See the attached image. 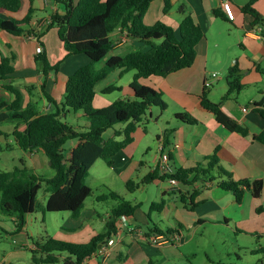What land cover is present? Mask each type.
Returning <instances> with one entry per match:
<instances>
[{"label":"trees","instance_id":"trees-1","mask_svg":"<svg viewBox=\"0 0 264 264\" xmlns=\"http://www.w3.org/2000/svg\"><path fill=\"white\" fill-rule=\"evenodd\" d=\"M155 0H56L62 6V12L51 16L49 29L56 28L58 38L67 57L85 56L89 62L80 66L68 76L65 83L64 101L57 103L42 86L43 94L53 106L49 112H41L35 104H25L21 90L14 85L16 56L11 54L0 61V81L2 90L9 93L12 99L0 94V126L16 122L12 133L16 145L24 152L42 151L48 158L50 168L55 172L51 178L36 174L22 164L13 171H0V210L9 216H15L21 230L26 217L34 212L37 194L46 186L49 197L45 211L52 213L69 212L75 219L83 213L87 199L93 190L86 184L90 169L98 160H103L109 167L115 166L116 157L130 146L139 124L151 109L159 108L166 111L168 105L163 93L150 86L139 83L141 79L167 77L170 74L191 68L197 58V47L206 39L205 33L191 14H186L179 29L157 22L150 26L145 23V15ZM259 0H248L240 8L241 12L252 18L251 27L262 28L264 37V17L255 9ZM35 0H0V30L15 36H29L27 29L33 19ZM172 9V0H164V13ZM26 10L22 18L12 15ZM223 10V9H222ZM219 8L212 10L215 18L226 20L224 11ZM185 15L184 9H180ZM1 15H7L2 17ZM118 30H126L131 39L141 42L136 50L126 55L114 54L113 35ZM160 41V43H158ZM44 64L43 74L49 71L58 72L62 62L51 66L46 53H37L35 62ZM105 62L98 69L97 64ZM116 70L120 75L136 71L130 89L131 99H120L105 108H96L94 99L96 88ZM227 94L220 103L208 98V89L204 88L200 96L199 108L214 116L216 121L229 132L241 136L249 134L246 127L239 124L223 111L224 102L234 93L245 87L240 82V71L233 67L229 72ZM118 89L111 86L105 92ZM263 105V103H262ZM261 105V106H262ZM256 104L255 111L264 119V109ZM82 112L89 120V126L80 128L62 120L66 113ZM175 118L187 124L198 121L187 114H176ZM125 124L123 130L116 129ZM113 131V136L105 137ZM173 130H166L164 148L170 143ZM122 140H118L119 138ZM264 144V133L253 137ZM70 141L76 144L66 151L65 145ZM5 150V149H3ZM0 146V152H1ZM219 148L206 157L205 161L195 167L178 169L172 175H162L158 169L139 183L128 181L130 191L153 180H178L189 185L198 180L216 181L218 186L233 194L237 203L243 201L246 192L255 200H259L264 189L263 180H235L231 171L221 166L218 157ZM216 172L217 175L212 174ZM109 198L120 201L111 211L106 223V232L93 237L87 243H72L48 237L45 242L37 244L33 249L35 264H82L90 258L99 246L118 233V222L123 217H134L138 204L123 200L120 195L111 192L101 200ZM194 198H192L193 202ZM164 202L153 203L152 209L162 207ZM151 234H161L160 231ZM64 254L68 256L63 259Z\"/></svg>","mask_w":264,"mask_h":264},{"label":"rangeland","instance_id":"rangeland-1","mask_svg":"<svg viewBox=\"0 0 264 264\" xmlns=\"http://www.w3.org/2000/svg\"><path fill=\"white\" fill-rule=\"evenodd\" d=\"M240 15L241 19L237 25L221 20L209 30L204 29L206 40L201 44V49L203 50L200 51L201 59L205 58V53L209 57L207 64L205 62V66L201 68L209 75L217 74L218 76L213 82L214 85L207 90L208 98L215 103H220L229 90L228 77L230 70L233 67L239 69L240 82L245 88L238 94L234 93L224 102L233 112L238 108L237 105L239 104L248 107L254 101L264 98V37L260 36L261 38L259 39H252L245 36V31H253L255 34L261 35L259 31L262 28H252L251 25H245L244 29L243 24L246 16L244 14ZM42 34L40 43L37 42L38 40L30 42L24 40V38L7 36L11 41L8 43V41L4 40V43H8L9 46L7 48L16 55L15 69L33 76L43 74V62H35L37 52H35L36 44L34 43H37V47H41L45 51L51 66L55 67L60 62L64 63L61 75L63 74L65 77L73 74L78 68L76 70L74 67L71 68V63L69 62L76 58L64 62L67 54L59 48L60 43L56 28H51L46 34ZM31 47H33V53H31L29 58V55L26 57V51H30ZM129 51L126 49L125 51L113 52L109 57L114 54L125 55ZM82 57L87 59L85 56ZM67 64L69 65L67 66ZM104 65L105 62L103 61L97 64V68L100 69ZM119 72V70L113 72L107 81L98 87L97 91L102 96L99 97L100 95H98L96 105H99L101 100H107L110 105L120 99L133 98L130 84L134 80L136 71H129L123 75H119ZM52 73L55 72L52 70ZM151 79H141L139 83L145 84L144 86H153L150 82ZM30 81L35 82L36 79L32 78ZM23 82L24 80L18 78L15 81V85L20 88ZM108 86H115L118 89L103 94L101 91ZM26 93L38 110L42 111L43 106L48 104L39 89L38 92L35 89ZM56 96L59 97V94ZM163 99L165 100L164 97ZM28 101L29 99L25 101V104ZM55 101L60 104V102L64 101V98L62 97L61 100L55 98ZM165 102L168 105L166 111H161L159 108L154 107L151 109L153 115L150 116L149 114L139 124L137 133L141 135L148 133V135L144 136L138 150L134 153L135 157L133 158L135 160L143 158L146 161H151L158 144L156 134L161 132L159 131L160 127L163 125L162 127L170 128V123L172 121L176 122L175 112L182 111L187 114L184 111L185 109H183L185 107L190 117L195 116V108L199 104L198 98L195 96L183 103H175L169 96L166 97ZM62 120L80 128L89 126L88 118L83 116L81 119L74 111L66 113V117H63ZM16 124V122H10L0 126V130L8 135L7 137L0 135L2 150L0 152V171H13L24 164L40 176L45 178L54 176L55 172L50 168L48 158L43 152H39V154L38 151L24 152L16 145L12 135ZM125 127V124H119L116 129L120 130ZM111 136H113V133L112 130H109L105 137ZM72 143L73 141H70L65 145L66 151L69 150ZM149 147H151V151H149ZM33 161L37 162L36 170L32 168ZM114 168L115 166L109 167L103 160H100L90 170L86 179V184L92 188L93 194L87 199L84 211L93 215L97 213L98 216L94 215L92 219V222L96 221V230H101L100 221L96 217L107 220L111 216L112 209L120 202L112 198L105 201L101 200L102 197L109 196L111 192L117 193L125 201L134 204L143 203L144 207H139L136 210L135 217L138 220L141 218L146 222L147 214L150 212L152 219L157 225L163 230H167V226H164L159 221L161 214L156 210L151 211L150 208L153 202H161L160 188L163 184L162 180H157V185H150L145 189L135 188L130 191L126 186L128 180L139 183L141 181L138 179L141 174L138 171H133L123 176L114 171ZM245 174L248 176V172ZM252 174L249 176L253 177L248 176V178L264 176V169H256ZM212 175L216 176L217 173L214 172ZM197 182L199 185L202 184L201 180ZM174 195L172 194V196ZM48 197L49 192L46 186L43 185L37 194L34 212L26 217V223L21 230H17L19 223L15 216H9L0 210V264H35L33 262V249H36L35 246L45 242L48 237L62 236V229L73 221L68 219L71 214L69 212H46L45 207ZM168 204L172 211L169 213L168 208H166L164 216L172 219V217L177 216V212L175 213L173 203ZM180 210L183 218L187 220L183 222L185 226L184 241H186V244L184 247L175 248V250L178 253L179 251L185 252L187 259L182 257L183 262L177 261V258L173 259L174 264H264V189L258 201H255L249 192H246L243 201L240 204L238 203L236 209H229L228 214L231 217H228L227 220L224 217L208 216L205 217L206 222L201 224L198 221L197 213L184 209V206ZM87 216L88 214L85 217ZM171 219L166 221V223L172 225L174 221ZM126 251L130 252L129 255H133V251L130 248L126 247ZM67 256V254H64L63 257ZM133 258L137 264H150L145 253H140ZM59 264H65L64 260Z\"/></svg>","mask_w":264,"mask_h":264},{"label":"crops","instance_id":"crops-1","mask_svg":"<svg viewBox=\"0 0 264 264\" xmlns=\"http://www.w3.org/2000/svg\"><path fill=\"white\" fill-rule=\"evenodd\" d=\"M247 2L248 0H231L235 20H229L227 15L224 13V15L226 16V20L222 21L230 22L237 25L241 19L240 14H243L240 8L246 5ZM254 7L264 17V0H259ZM33 8L35 10L33 13V19L27 29L30 31L28 35H35L38 41L29 40L27 36L15 37L0 30V61L3 57H8L11 54H14V52H10L9 48H7V46H9L8 43L11 41L10 38L7 36L15 38H24V40L30 42L37 41L38 43H40V38L41 36H43L42 33L46 34L49 31L48 26L51 22V16L57 11L62 12V6L58 2H56V0H35ZM215 8H219L220 10H222L221 0H172V9L166 14L164 13V0H155L151 4L149 10L145 15V23L147 25L152 26L157 22H164L165 24L178 30L180 23L182 22L186 14H191L195 22L200 25L203 30H209L212 26L216 25L218 22L221 21V19L215 18L212 15V10ZM180 9H184L185 15L179 13ZM25 14L26 10L21 12L20 14L12 16L22 18L25 16ZM1 16L5 18L7 17V15ZM251 22L252 18L246 16L243 28L245 29V25L250 26ZM114 36H116V38L119 37L118 33H115L113 35V38ZM245 36L252 39H258L255 35H250L249 31H245ZM4 40L8 41V43H4ZM205 40H203L198 45L197 58L195 64L191 68L170 74L167 77H152L153 79L149 78L151 79L150 82L153 84V86L147 84L146 85L160 90L163 93V97L165 98V100L166 97L170 96L175 103H183L189 101L192 97L195 96L198 98L199 101L200 96L205 90V80L210 79L212 76L206 73L204 69L201 68L202 66H205V62L207 64L209 58L207 57V53H205L204 59H201L200 57V51L203 50L201 49V44ZM58 41L60 43L59 38ZM34 44H36V52L38 45L37 43ZM139 46H141L140 41L130 39L126 43L116 45L114 52L125 51L126 49L130 50L129 52H131L136 50ZM59 48H61L65 52V49L63 48L61 43ZM129 52H127V54ZM31 53H33V47H31L30 51H26V57L29 55L30 58ZM83 58L84 57L82 56H70L67 57L64 62L72 59L69 63H71V68L74 67V69L76 70L80 66L85 65L89 62L88 58ZM63 64L64 63L61 64V68L58 72L52 73V71H49L47 74H40L38 76L26 74L25 72L22 73L21 71L19 72V70L16 69L14 75V85L16 79L20 78L24 80V82L21 84V87L18 88L23 93L25 101L29 99L28 103H32L33 101L27 96L26 92H32L35 89H37L38 92L39 89L43 93L42 86H45V91L54 100L55 98L61 100L62 97L64 98L65 94V83L67 81L68 76H70L67 75L64 77L63 74H60L62 69L64 68ZM68 65L69 64H67V66ZM197 66L199 67L197 68ZM32 78L36 79V81H30V79ZM107 79L97 85V94L94 99V106L96 108H105L109 106L107 100H101L99 101V105H96L98 95H100L99 97L102 96L97 91L98 87L104 82H106ZM1 84L2 83L0 81V94H3V96L9 100L12 99V96L9 93L2 90ZM110 87L111 86H108L101 92L103 94L106 93L105 91H107V89ZM57 94H59V97L56 96ZM43 97H45L44 94ZM256 104L260 105L259 108L264 109V98L261 100L254 101L253 104L248 107L239 104L237 105L238 108L234 112L229 109L227 104H224L223 106V111L227 115H229L239 124L247 128L249 132L247 136H241L237 133L229 132L224 126H222L216 121L214 116L202 111L199 108L198 104V106L195 108V116H193V118L198 121L196 124H187L176 119V122L172 121L170 123V128L162 127L163 125L160 127L159 131L161 132H158V134H156L158 144L156 145V150L154 152V155L152 156L151 161H146L143 158L137 160L133 158L135 157L134 153L138 150L142 139H144V136L148 135V133L145 135L138 134L137 131L134 136V142L116 157L114 171L118 172L119 175L123 176L127 173L138 171L141 174L138 179L140 181L144 180L149 175L154 174L158 166L159 157L161 155L158 151V145L160 144V142L164 143L165 131L170 129L173 130L169 140L170 143L165 147L162 156L168 158L170 164L173 166L175 171L178 169H187L195 167L197 164L204 162L206 157L212 155L215 150L219 148L218 157L220 164L222 167L233 173L235 180L264 181V176H254L255 178H248L249 175H253L252 172H254L256 169H264V144L254 140L253 138L257 135L264 133V119L260 116L258 112L255 111ZM43 107L44 108L41 112H49L53 109V106L49 102ZM183 109H185L184 111H186L185 113H187V115H190L186 107ZM175 113L184 114L182 111ZM77 115L79 118L82 119L83 113H77ZM151 115L153 114L151 113ZM0 135L3 137L8 136L7 133L1 130ZM118 140H122V138H119ZM75 144L76 141H73V143L69 147V150ZM148 149L149 151H151V147H149ZM39 152L42 151H38V154ZM99 161L100 160H98L97 162ZM97 162L93 165L92 168L96 166ZM36 164L37 162L33 161L32 168H34V170H36ZM92 168L90 170H92ZM247 172L248 176H246L245 174ZM157 180L161 179H156L147 184H143L139 187V189H145L147 188V186L150 185H157ZM201 181V185H199L198 182H195L189 185H184L180 183L178 186H172L169 180H162L163 184L160 188V199L161 202H164V205L162 207H157L154 210L158 211L161 214L159 221L161 224H164V226H167V230H163L157 225V223L152 219L150 212L149 214H147L148 217L146 222L143 221L141 218L140 220H138V218L134 215V217L127 218L123 222H118V226L122 227L121 230L118 229L121 235L119 241L113 247L112 254L107 261L102 260V258L98 256L90 258L82 264H137L134 261L133 257L140 253L146 254L147 261L150 264H174V260L176 258L177 261L183 262L182 257L187 259L185 252L179 251L178 253L177 250H175V248H178L180 246L184 247L186 244V241H184L185 226L183 222H186L187 220L183 218V215L180 212V208L184 206V209L190 212L197 213L199 223L204 224L206 222L205 217L208 216L224 217V219L227 220L228 217H231L230 214H228L229 209H236V206H238V203L235 200L233 194L222 190L218 186L216 181ZM172 194H175V197L172 196ZM192 198H194L193 202ZM168 203H173L175 207V213L177 212V216L172 217V219L171 217L164 216L166 214V208H168L169 213L172 211ZM137 204L140 208L144 207V204L141 202ZM152 204L150 207L151 211L153 210ZM178 205L180 208L178 207ZM82 214L77 219L72 217V214H70L68 219H72L73 221L67 224L66 228L62 229V236L60 235L56 237H51L65 242L87 243L93 237L106 232V223L110 217H108L107 220L101 217H96L99 219L101 225V230L97 231L96 221L92 222L94 215L98 216L97 213H94L93 215L90 212L86 213V211H84ZM84 214H88V216L85 217L86 215ZM169 219L174 221L172 222V225L166 223V221H169ZM133 227L141 230L142 233H136L135 231H132L131 228ZM158 231H160V235L163 234L166 236H171L174 233H181L183 241L181 240L180 243L173 242L169 245H165L162 247L155 246L149 241V234ZM126 247L130 248V250L133 251L132 256L129 255V251H126ZM63 259H65V257H63Z\"/></svg>","mask_w":264,"mask_h":264},{"label":"built area","instance_id":"built-area-1","mask_svg":"<svg viewBox=\"0 0 264 264\" xmlns=\"http://www.w3.org/2000/svg\"><path fill=\"white\" fill-rule=\"evenodd\" d=\"M221 7L223 9V11L225 12V14L227 15L228 19L231 21L235 20V15H234V11H233V7L231 4V0H221ZM260 29V28H259ZM260 33L262 32V29H260L259 31ZM116 33H118L119 37L116 38V36H114V44L116 45H120L123 43L128 42L131 38L129 36V33L126 30H118ZM250 35H255L258 39L262 37V35L259 34H255V32H250ZM261 36V37H260ZM263 38V37H262ZM29 40H37V37L35 35H29L28 36ZM37 53H42L43 49L41 47H37L36 49ZM217 79V74H213L211 76L210 79H206L204 82V88L208 89L210 87L213 86V82L214 80ZM163 148H164V144L163 142H160L159 144V148L158 151L161 154L159 157V162H158V166L157 169L159 170V172L162 175H172L175 173V170L173 168V166L170 164L168 158L163 157L162 153H163ZM169 182L171 183L172 186H178L180 184V182L176 179L170 178L168 179ZM127 218L123 217L120 222L125 221ZM119 229L121 230L122 227L118 226ZM132 231H135L136 233H142L141 230L133 227L131 228ZM120 233L118 230V233L115 237L108 239L106 242H104L103 244L100 245V248L97 250V252H95L90 258H94V257H101L102 260L107 261L113 251V247L117 244V242L119 241L120 238ZM182 240V234L181 233H174L171 236H166V235H160V234H151L149 236V241L154 244L155 246H165V245H169L171 243H180ZM88 258V259H90ZM88 259H86L85 261H87ZM84 261V262H85Z\"/></svg>","mask_w":264,"mask_h":264},{"label":"water","instance_id":"water-1","mask_svg":"<svg viewBox=\"0 0 264 264\" xmlns=\"http://www.w3.org/2000/svg\"><path fill=\"white\" fill-rule=\"evenodd\" d=\"M99 248H100V246H99Z\"/></svg>","mask_w":264,"mask_h":264}]
</instances>
